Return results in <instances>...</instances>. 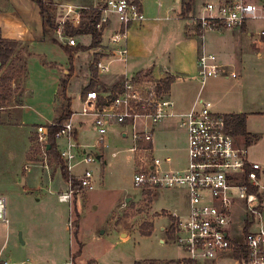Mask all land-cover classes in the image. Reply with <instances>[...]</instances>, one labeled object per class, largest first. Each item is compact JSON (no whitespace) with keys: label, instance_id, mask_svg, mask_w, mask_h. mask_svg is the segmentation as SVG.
Segmentation results:
<instances>
[{"label":"rangeland","instance_id":"obj_1","mask_svg":"<svg viewBox=\"0 0 264 264\" xmlns=\"http://www.w3.org/2000/svg\"><path fill=\"white\" fill-rule=\"evenodd\" d=\"M56 1L61 3L97 1L91 8L100 7L105 2V0ZM159 2L163 4L161 8ZM143 3L146 10L158 19L152 26L156 44H143V54L146 56L143 59L153 56L161 61V64H168L170 56L172 60L175 53V44L170 43L182 35V32L186 35L190 20L179 16L181 9L179 6L170 12L168 19L165 18L166 6L177 4L176 0H143ZM0 6L4 8L0 21L8 28L16 13L25 12L33 6L36 8L37 3H32L31 0H12L11 3L0 0ZM63 8L62 5L60 7L57 4L58 20ZM258 23L262 25V22ZM225 32L229 33V31ZM221 33L223 32L218 31L211 34ZM255 38L258 37L254 35L252 38L254 42ZM96 51L102 52V49L95 48L76 53L78 59L74 70L76 74H73L70 85V95L74 96L73 108L76 111L80 110L82 105L80 91L84 94L92 82H95L93 88L99 91L110 90L113 87V84L101 78L102 75L95 71V60L99 56ZM165 52L166 56L163 55ZM253 54L255 55L256 52ZM159 55L163 57L159 58ZM253 60L251 68L258 70L257 81L251 79L247 83L264 96V56L257 58L255 55ZM2 76L6 78L0 81V96L4 97V107L10 108L20 104L25 93L24 66L20 57L14 65L6 66L4 69L0 67V78ZM177 80H180L176 87L178 86L177 93L180 98L178 106H181L187 101L184 93H179L182 85L188 84L193 93H197L201 83L183 77ZM211 81L210 78L207 82ZM209 87L212 86L205 85L202 95L206 100L213 101H211L213 110L217 111L226 104V98H220L216 94L207 95ZM64 102L63 93L60 91L56 107L57 117L61 114ZM6 110L8 112L0 116V121L15 123L19 119L18 114L10 112L14 109ZM80 119L86 122L80 128V140L95 143L97 134L92 127V118L77 115L76 120ZM44 123L46 124L47 121ZM8 125L0 126V195L7 198L6 215L9 220L8 223L0 221V264H4L3 260H8L9 264H21L22 261L30 264H70L73 253L81 248L74 237L76 225L80 222L78 239L82 241L84 247L73 264H136V262L153 264L152 260H155L154 264H180L178 259L184 255L183 251L167 238L166 231H162L161 227L168 226L170 210H177L181 214L187 212V190L165 188L157 190L153 198L143 197L142 192L134 187L135 159L129 150L132 140L123 135L125 128L120 125L109 126L108 146L105 151L104 147H101L104 160L97 159L90 164L81 163L72 168L73 174L77 176L87 169L92 170L95 189L80 190L73 195L70 202L60 204L57 197L68 189V181L64 179L58 162L50 153H45L36 128L28 138L24 128ZM250 128L251 131L256 132L252 135V142L245 144L243 137L240 138V142L247 148L249 160L261 164L263 172L261 184L264 186V117L255 115L251 119ZM156 131V138L161 141L162 147L165 145L178 147L175 152L156 153L160 156H165L167 153L175 155L176 164L181 166L186 160L183 146H186L187 137L184 129L178 123L170 125L166 122L159 124ZM89 149L95 153L100 152V149ZM52 184L56 188L54 194L51 191ZM37 196L41 197L39 201ZM129 197L131 200L127 201ZM236 206L231 234L237 242H241L244 240L241 228L248 224L242 200H238ZM151 225H154L153 233L144 235V232L151 230ZM250 227L256 229L258 225ZM164 236L166 241L161 242ZM21 237L24 242L21 241ZM217 264L236 263L233 255L228 254Z\"/></svg>","mask_w":264,"mask_h":264},{"label":"built area","instance_id":"obj_2","mask_svg":"<svg viewBox=\"0 0 264 264\" xmlns=\"http://www.w3.org/2000/svg\"><path fill=\"white\" fill-rule=\"evenodd\" d=\"M96 8L100 15L96 27L102 36L108 34L109 44L99 47L102 52L96 51L99 56L95 67L99 73H108L115 62L126 61L130 29L145 22L146 16L141 0H105ZM82 16L81 10L68 6L59 18L56 37L64 44L77 45L73 36L65 33V27L67 23L80 25ZM194 20L202 32L200 37L207 31L241 30L257 22L264 23V0L212 1L205 4ZM254 35L262 40L264 26L256 29ZM220 75H223V66L217 55L203 51L198 58L197 74L202 86L209 78ZM81 103L79 111L57 124L60 128L56 133L58 152L80 183L78 192L95 189L94 174L87 169L77 176L72 168L104 160L101 147L105 146L108 128L120 125L132 140L129 150L135 159L133 183L143 197L153 198L157 190L165 188L187 190V212L170 210L169 224L163 227L167 238L184 253L180 264L216 262L228 254L233 255L236 264H264L262 166L249 160L247 148L230 125V115L214 111L212 102L201 93L188 111L179 112L162 88L161 79L146 75L125 77L117 91L88 90ZM77 115L93 118L98 132L95 144L83 145L78 140ZM168 119L176 120L187 133V163L183 168H175L172 156H160L154 148L156 128ZM37 133L45 153H49V125H39ZM68 185L58 196L60 202H70L76 191L72 178ZM238 200L244 203L247 224L258 225L256 229L242 227L244 240L241 242L233 238L230 228ZM6 202V196L0 195V221L4 223L9 222ZM237 252L241 257L236 256ZM3 263L9 264V261L3 260Z\"/></svg>","mask_w":264,"mask_h":264},{"label":"crops","instance_id":"obj_3","mask_svg":"<svg viewBox=\"0 0 264 264\" xmlns=\"http://www.w3.org/2000/svg\"><path fill=\"white\" fill-rule=\"evenodd\" d=\"M4 1L11 3L12 0H3V2ZM31 1L32 3H36L34 0ZM54 1L57 2L60 7L61 5L64 7L63 11H65L68 6L75 7L82 11V9L91 8V6L94 7L97 2L94 1L93 3H91L89 1H66L61 3L56 0ZM189 1L192 7L190 11H187L186 8ZM212 1L216 0H176L177 4L166 6L167 16L165 18L168 19V15L170 14V12L176 6H179L181 8L179 11V16L189 18L190 23L186 35L182 32V35H180L173 43H170L175 44L174 48L176 54L174 53L173 59L171 60L172 57L170 56V61L168 64H161V61L159 62V60L155 59L153 56H151V58L149 59H143L144 57H146L145 54H143V44H156V39L154 40L153 38L154 31L152 26L156 24V20L158 19H155V17L152 16V14L148 10H146L143 0H141L142 8L146 16V21L142 24H136L130 29L129 36L126 41L129 49L126 61H117L113 64L112 70L110 72L100 73V75H102L101 78H105L110 82V84H113V87L110 90L104 91H115V85L120 84L121 87L125 77L146 74L151 78L162 80L167 76H173L174 81L171 84L168 95L174 101L176 109L179 112H186L193 106L199 94L201 93L202 95V91L204 90L203 88L205 87V85L212 86L209 87V90H207V95L214 96V94H216L220 98H226V104L219 107L216 112L227 115L246 114L247 131L249 133L248 138L249 141H251L253 137L252 135L256 133L254 131H251V119L255 115L264 117V96L256 88L250 87L247 81L249 82L251 81V79L257 81L256 74L258 73V70L257 68H254L253 70L251 68V63L254 61L253 59L255 55L257 58H262L264 56V40L255 38L256 41L254 42L252 38H254L255 30L262 28L264 26V23L262 22V25H260L257 22L255 24H252V26L244 27L241 30H232L229 31V33L222 31L223 33H221L220 35L211 34L218 31H207L204 37H199L196 33L197 23L194 20V17L198 16L202 12L205 4ZM159 4L161 8L163 6L162 2H159ZM30 9L25 12H21L20 14L16 13L15 18L11 19L8 28L3 25L2 21H0V40L9 39L15 40L20 43V49L22 50V52L19 54H21L20 57H22L23 59V88L25 90L24 99L20 104H15L10 108H5L4 106L0 105V116L8 112L6 109H14L10 110V112L17 113L19 121L16 120L15 123L10 124L0 121V126L4 125L6 127L9 124L12 126L24 128L27 132L28 138L34 128H36L37 131V127L39 125L45 124L44 121H47L46 125H48V123L51 124L54 120H56V107L58 106L57 99L59 96V92L61 91V80L65 77V75L69 73L68 68H70L69 56L62 49L60 44L44 38L42 27L43 20L38 4L36 8L35 6H33V8ZM3 11L4 8L0 6V16H2ZM161 11L162 10L160 9V12ZM0 20L2 19L0 18ZM56 38L60 41V43H63L60 38ZM108 39V34H104L102 36V41L100 44H109ZM73 40L75 44L89 45L92 43V35H75L73 36ZM203 51L213 52L217 55L220 64L223 66V75L212 77V81L206 82L207 84L205 83L204 86L200 84V89L197 91V93H193L188 84L182 85V89L179 93H184L187 101L185 103L186 105L183 104L181 106H178L180 98L177 93L178 86L176 87V85L180 80L177 79L183 77L190 78L191 80H196L198 82L200 81L197 77L198 58ZM166 52L163 54L164 56H166ZM253 52H256V54L254 55ZM158 57L162 58L163 56L159 55ZM77 61L78 59L76 57L74 65H77ZM232 73H235V75H232ZM128 74H131V76H129ZM74 75L70 79L67 91L68 96L72 98L74 96L70 95V85ZM234 80H236L237 83ZM82 97L83 94L82 91H80V102L82 101ZM208 100L210 101V99ZM71 109L73 112H77L73 108V100L71 103ZM76 122L78 129V140L80 141V143L83 145H92L91 142H83L82 140H80V128H82L86 124V122L82 119L76 120ZM166 122L170 125H173V123H177L176 120L169 119L165 120L163 123ZM92 127L96 131L98 137V132L94 126L93 118ZM156 134L157 131L154 136V148L156 152H175L178 149V147L176 146L171 147L165 145V147H162V144H160L161 141H158L156 138ZM123 135L126 136L125 133H123ZM165 136H167V134ZM241 137L245 139V144H247V138L244 136H240V138ZM108 140L109 139L107 134L105 136L104 151L108 146ZM187 146L188 137L186 146H183V150L186 154V160L181 166H178L176 164L174 157L175 155H170V153L166 154L173 157L175 168H183L186 165ZM50 186H52L51 191L54 194L56 192V188L55 186H53V184ZM40 199L41 197L37 196V200L39 201ZM58 203L66 204V202H60L59 199ZM79 225L81 226V222L79 223ZM163 227L164 226L161 227L162 231ZM79 241L82 243L81 240ZM164 241H166L165 236L161 238V242ZM83 247L84 244L81 245V252ZM183 257L184 255L180 259H182ZM223 258L218 259L216 262H203L201 264H217V262L219 260H223Z\"/></svg>","mask_w":264,"mask_h":264},{"label":"trees","instance_id":"obj_4","mask_svg":"<svg viewBox=\"0 0 264 264\" xmlns=\"http://www.w3.org/2000/svg\"><path fill=\"white\" fill-rule=\"evenodd\" d=\"M40 10V14L42 17V27H43V36L45 39L59 43L62 49L67 53L69 56V62H70V68H69V73L65 75V77L61 80V91L63 93V97L65 102L62 105V111L60 116L57 117L56 121L53 124L49 125V140H48V145H50L49 148V153L51 156L58 162V164L61 167V172L66 181L73 179V187L76 190L74 195L78 193V189L80 188V183L76 179L75 176H72L68 169V165L65 163V161L61 158L58 148H57V140H56V133L59 130V126L57 124L64 122L65 120L69 119L73 111L71 109V103H72V97L68 96L67 91H68V86L70 83V79L74 74L75 70V59H76V53L79 51H85V50H90V49H95L99 48L102 44V32L97 29L96 24L99 21V10L97 8H85L82 10V21L80 25L74 26L71 23H67L65 27V33L70 36H75V35H80V34H91L92 35V43L89 45H84V44H77V45H69V44H63L60 43V41L56 38L55 33L57 30V27L59 25V20L57 19V4L53 0H34ZM191 3H187V11H190L191 9ZM196 33L200 37L202 35V32L200 31V27L197 25L196 28ZM264 39V38H263ZM22 50L20 49V43L15 41V40H9V39H1L0 40V67L3 68L5 66H12L16 63V61L19 59L21 56ZM22 63L23 59L20 57ZM96 73L98 72L96 68ZM6 78L2 76L0 78V81L2 82ZM174 81L173 76H167L164 79L161 80V85L162 88L165 89L166 92L170 90L171 84ZM0 82V84H1ZM93 85H95V82H92L90 86L86 88V92L88 90L94 89ZM116 88L114 89L115 91L120 90V84L115 85ZM122 86V85H121ZM120 87V88H118ZM84 92L83 96L86 94ZM4 97L0 96V105H4ZM230 125L234 131L235 134L244 136L247 138L248 143L249 141V133L247 131V116L246 114H232L230 115ZM251 224H248L246 226V229L250 227ZM79 228L80 225L77 223L75 231H74V237L76 240H78V243L81 247L82 243L78 239L79 235ZM154 231V225H151V230L148 232H144V235H151ZM81 254V248L73 253V261L76 260V257ZM236 256L239 258L241 257L240 252L236 253ZM152 263H156L155 260H152ZM136 264H144L142 262H136Z\"/></svg>","mask_w":264,"mask_h":264},{"label":"water","instance_id":"obj_5","mask_svg":"<svg viewBox=\"0 0 264 264\" xmlns=\"http://www.w3.org/2000/svg\"><path fill=\"white\" fill-rule=\"evenodd\" d=\"M49 148H50V145H48V149H49ZM130 200H131V198L129 197V198L127 199V201H130ZM21 241L24 242L22 237H21Z\"/></svg>","mask_w":264,"mask_h":264}]
</instances>
